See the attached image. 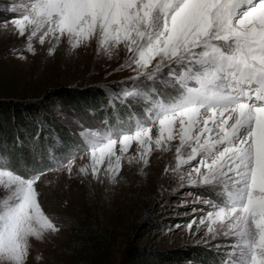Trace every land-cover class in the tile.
Instances as JSON below:
<instances>
[{
  "label": "snow or ice",
  "instance_id": "1",
  "mask_svg": "<svg viewBox=\"0 0 264 264\" xmlns=\"http://www.w3.org/2000/svg\"><path fill=\"white\" fill-rule=\"evenodd\" d=\"M22 13L12 23L21 36L27 33L29 51L34 39L58 44L62 37L73 48L93 39L104 52L127 48L122 67L136 75L115 98L151 105L145 114L159 121L157 148L176 139L178 121L171 171L183 180L188 166V186L221 198L200 202L211 209L209 233L235 241L225 264H264V0H26ZM157 83L178 94L167 102L154 98ZM149 133L150 126L137 120L134 134H120V152L136 139L143 159ZM81 135L93 176L105 160L107 171H118L121 156L111 130ZM40 175L25 178L0 168L8 193L0 200V259L6 264H24L29 237L59 231L38 202L34 184Z\"/></svg>",
  "mask_w": 264,
  "mask_h": 264
},
{
  "label": "rangeland",
  "instance_id": "2",
  "mask_svg": "<svg viewBox=\"0 0 264 264\" xmlns=\"http://www.w3.org/2000/svg\"><path fill=\"white\" fill-rule=\"evenodd\" d=\"M25 3L0 0V103L10 107L4 138L0 133V168L25 178L42 173L34 184L37 199L59 231L29 237L24 264H225L235 241L209 233L211 209L200 202L221 198L188 186V166L183 180L171 171L178 121L176 139L157 148L159 121H148L145 114L151 105L115 98L136 75L122 67L127 48L104 52L95 39L73 48L62 37L58 44L34 39L29 51L27 33L21 36L12 23ZM14 6L21 11H12ZM155 87L154 98L165 102L178 94L171 86ZM137 120L150 126L152 137L143 159L136 139L120 152V134H134ZM89 129L115 134L118 171H107L105 160L98 174H91V152L81 135ZM85 165L88 170L81 173ZM7 194L0 185V200Z\"/></svg>",
  "mask_w": 264,
  "mask_h": 264
},
{
  "label": "trees",
  "instance_id": "3",
  "mask_svg": "<svg viewBox=\"0 0 264 264\" xmlns=\"http://www.w3.org/2000/svg\"><path fill=\"white\" fill-rule=\"evenodd\" d=\"M9 113H10V107L8 105H6V104L0 103V133L2 135L4 133L3 130L5 131L6 130V127L9 125L8 124L9 123V120H10V114ZM2 137L4 138V135ZM3 138L0 139V142H2L1 140H3ZM11 138H14V134L11 135ZM92 234L98 235L96 231H93ZM100 248L102 249L103 248V245H100Z\"/></svg>",
  "mask_w": 264,
  "mask_h": 264
}]
</instances>
